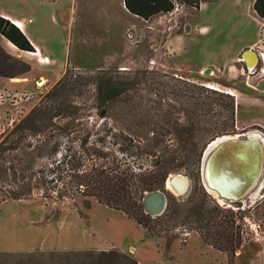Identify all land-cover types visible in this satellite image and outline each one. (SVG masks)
I'll list each match as a JSON object with an SVG mask.
<instances>
[{
  "label": "rangeland",
  "instance_id": "374dc122",
  "mask_svg": "<svg viewBox=\"0 0 264 264\" xmlns=\"http://www.w3.org/2000/svg\"><path fill=\"white\" fill-rule=\"evenodd\" d=\"M200 2L203 4L200 11L177 4L172 12L145 21L124 14L117 0H73L70 4L69 0H59V19L66 21V29L63 30L67 40L65 54L55 61L47 57L44 59L43 53L18 57L30 65V71L19 78H12L17 81H11L14 82L11 85L0 83V91L5 96L9 94L0 103V144L5 139L9 144L16 139L12 132L17 125L34 107L45 105L44 96L66 70H70L73 76L80 74L83 78L98 72L111 75L115 70H130L139 72L138 75L143 71H153L174 74L212 90L231 91L235 95V134L211 139L213 131L208 130L214 122L221 120L217 113L219 106L213 105L215 112H210L199 121V126L193 128L196 138L203 137L195 141L198 161L194 166H184L170 174L165 189L168 191L167 197L171 196L182 208L187 207L185 205L191 197L204 196L206 208L219 211L216 220L225 221L228 229L242 240L234 256H228L203 242L199 230L212 231L213 217L196 206L191 209L195 220L192 226L197 230L182 225L171 228L160 225L156 226L159 231L150 235L124 214L93 199L90 206L85 207L86 198L78 193L71 198H45L37 192L28 199L0 202V252L19 255L35 251L116 248L144 264H264V155L254 188L236 202L216 197L206 188L202 176L204 161L214 147L210 146L222 137L257 133L264 152V72H260L262 65L259 64L258 55L255 52V70H252V66L246 67L243 52L225 61L233 57L241 45L256 38L257 29L252 19L241 12L242 5L236 0ZM245 2L247 5L249 1ZM47 28L52 29L49 25ZM0 45L12 55L18 53L1 36ZM42 79L45 83L40 85ZM76 80L73 91L62 96L63 105L71 102L78 106H90L96 102L94 86L82 79ZM209 98L219 99L218 103L223 106L230 104L226 98L214 95H209ZM181 111L179 116L185 118L184 111ZM84 119L91 122L97 117L90 115ZM98 121L103 125V130L111 124L104 117L98 118ZM107 133L111 135L112 142L111 129ZM48 134L40 138L45 140ZM36 139L23 137L19 143L25 146L10 152V155L32 151V146L27 145ZM42 140L36 144H41ZM3 148L0 146V151L4 152ZM179 155L183 157L184 152L180 150ZM30 160L33 162L34 158ZM47 161V156L38 158L39 165ZM16 167L19 169V166ZM18 174L15 170H9L8 183L3 185L7 187L6 190L17 187L12 183ZM173 175H183L189 179V189L185 195L178 196L166 187ZM1 196L0 191V199ZM18 257L10 261L47 264L32 263Z\"/></svg>",
  "mask_w": 264,
  "mask_h": 264
},
{
  "label": "trees",
  "instance_id": "16d2710c",
  "mask_svg": "<svg viewBox=\"0 0 264 264\" xmlns=\"http://www.w3.org/2000/svg\"><path fill=\"white\" fill-rule=\"evenodd\" d=\"M123 4L131 15L145 21L172 12L177 4L200 9V0H123ZM253 10L264 19V0H254ZM16 26L0 16V36L17 50L35 52ZM29 71L28 63L0 45V78H19ZM138 73L115 70L111 75L98 72L83 78L66 70L44 96L45 105L34 107L17 125L12 132L16 139L10 144L5 139L0 144L4 147V152L0 151V202L28 199L35 192L45 198H71L78 193L86 198L85 207H89L93 199L124 214L150 235L159 231L156 226L160 225L166 228L182 225L197 230L192 226L195 220L191 209L196 206L213 217L212 231L199 230L203 242L234 256L242 240L228 229L225 221L216 220L219 211L207 209L204 196L191 197L185 205L187 207L182 208L171 196L167 197L165 189L170 174L184 166H194L198 161L195 141L203 137L196 138L193 128L199 126V121L210 112H215L213 105L219 106L217 113L221 120L214 122L208 130L213 131L211 139L235 134L234 95L206 88L174 74ZM78 78L94 86L97 101L90 106L71 102L63 105L62 96L73 91V82ZM209 95L226 98L230 104L223 106L218 103L219 99H211ZM180 109L184 111L185 118L179 116ZM90 115L97 119L91 122L84 119ZM100 117L111 121L108 129H102L103 125L98 121ZM110 129L112 142L111 135L107 133ZM46 133H49L48 138L42 140L40 136ZM29 136L38 138L34 144L30 142L27 145L32 146L33 152L24 154L21 151L20 155H10L18 148L21 150L25 145L19 142ZM41 140V144H36ZM180 150L184 152L183 157L179 155ZM26 155L30 156L23 158ZM41 156L48 158L43 165L38 164ZM9 170L19 174L12 183L17 187L6 190L3 185L8 183ZM155 191L164 192L167 203L162 215L153 219L145 212L143 199L147 193ZM16 257L47 264H144L116 248L35 251L19 255L0 252V264H19L10 261Z\"/></svg>",
  "mask_w": 264,
  "mask_h": 264
},
{
  "label": "crops",
  "instance_id": "0c3cea01",
  "mask_svg": "<svg viewBox=\"0 0 264 264\" xmlns=\"http://www.w3.org/2000/svg\"><path fill=\"white\" fill-rule=\"evenodd\" d=\"M117 1L121 6L122 12L131 15L124 7L123 0ZM236 1L242 5L241 12L246 14V16L252 19V22L255 23L257 33L256 38L241 45L235 55L225 61L234 59L240 52L245 54V51L247 50L254 51V48L260 43V40H264V19L259 18L254 12V0ZM245 1H249L247 5ZM58 2L59 0H0V16L8 19L15 26L16 23H19L21 27H16L20 29L35 49V52L33 53L17 50L18 53L16 54V57H21L23 55L35 56L43 53L44 59L47 57L48 59L55 61L58 56H64L67 40L63 34V30L66 29L64 26V22L66 21L62 19L64 21L62 22L61 19H59L60 14L58 13L59 9L57 8ZM72 2L73 0H69V4ZM202 7L203 4L200 2V9L198 11H200ZM48 25L51 26L52 29L49 30L47 28ZM8 47L10 48V46ZM243 61L246 67L252 66H249L247 60ZM15 80L16 79L0 78V83H8L11 85L14 83L11 81Z\"/></svg>",
  "mask_w": 264,
  "mask_h": 264
},
{
  "label": "bare ground",
  "instance_id": "6f19581e",
  "mask_svg": "<svg viewBox=\"0 0 264 264\" xmlns=\"http://www.w3.org/2000/svg\"><path fill=\"white\" fill-rule=\"evenodd\" d=\"M16 25L21 27L19 23ZM245 58L249 65L255 61V56L252 53L246 54ZM43 83H45L44 79L40 81V85ZM228 93L234 95L231 91ZM213 146L214 149L208 154L203 165L204 184L219 199L225 200L223 197H226L229 201L236 202L247 196L258 180L264 155L259 135L252 133L225 136L216 140L210 147ZM253 157L258 158L257 168H252ZM250 160L251 162H248ZM233 163L241 167L246 165L247 175H242L240 171L235 172ZM229 164L230 175L228 176L226 169ZM189 184V179L185 176L173 175L168 180L167 187L176 195L183 196L187 193Z\"/></svg>",
  "mask_w": 264,
  "mask_h": 264
},
{
  "label": "water",
  "instance_id": "95a60500",
  "mask_svg": "<svg viewBox=\"0 0 264 264\" xmlns=\"http://www.w3.org/2000/svg\"><path fill=\"white\" fill-rule=\"evenodd\" d=\"M249 53H252V54H254V51L253 50H247L246 52H245V54H243V59L244 60H246V58H245V55L246 54H249ZM255 55V54H254ZM256 58V57H255ZM255 63V62H254ZM255 65H256V63H255ZM249 66H251V65H249ZM252 66H254V64H252ZM214 149V147L211 149V151H210V153L212 152V150ZM248 162H251V160L250 161H248ZM257 162H258V158H252V165L254 166H252V168H257ZM233 170H235V172L237 171V172H241L242 173V175H245L247 172H245L246 171V165H244V166H239V165H234V163H233ZM205 167V166H204ZM230 164L228 165V167H227V169H226V174L229 176L230 175ZM229 169V170H228ZM244 169V170H243ZM204 170L202 169V176H203V178H204V172H203ZM241 173H239V175H241ZM225 174V175H226ZM241 175V176H242ZM247 175V174H246ZM172 177V176H171ZM171 177H170V179H171ZM185 178H187V177H185ZM169 179V180H170ZM204 181V180H203ZM167 187V186H166ZM213 191H214V189H213ZM215 191H216V188H215ZM183 195V194H182ZM185 195V194H184ZM225 200H228L229 201V199L228 198H226V197H223ZM166 203H167V199H166V195H165V193L164 192H161V191H155V192H151V193H147L146 195H145V197H144V199H143V205H144V210H145V212L147 213V214H149V215H151V216H160V215H162V213L165 211V208H166Z\"/></svg>",
  "mask_w": 264,
  "mask_h": 264
},
{
  "label": "built area",
  "instance_id": "2783aa9c",
  "mask_svg": "<svg viewBox=\"0 0 264 264\" xmlns=\"http://www.w3.org/2000/svg\"><path fill=\"white\" fill-rule=\"evenodd\" d=\"M254 51L257 53L258 58H259V64L262 65V69H260V72H264V40H260V43L254 48ZM257 68V63L256 65L252 66V70H255ZM9 96V94H8ZM8 96H5L1 91H0V103L2 100L7 99ZM13 97V96H12Z\"/></svg>",
  "mask_w": 264,
  "mask_h": 264
},
{
  "label": "flooded vegetation",
  "instance_id": "af4514ba",
  "mask_svg": "<svg viewBox=\"0 0 264 264\" xmlns=\"http://www.w3.org/2000/svg\"><path fill=\"white\" fill-rule=\"evenodd\" d=\"M209 190V189H208Z\"/></svg>",
  "mask_w": 264,
  "mask_h": 264
}]
</instances>
